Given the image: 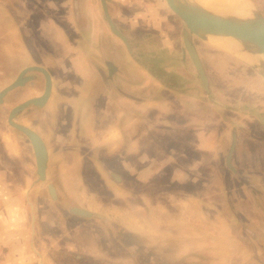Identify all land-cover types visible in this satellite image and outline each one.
<instances>
[{
    "label": "crops",
    "instance_id": "0c3cea01",
    "mask_svg": "<svg viewBox=\"0 0 264 264\" xmlns=\"http://www.w3.org/2000/svg\"><path fill=\"white\" fill-rule=\"evenodd\" d=\"M32 1L36 3V0ZM48 2L52 3L53 8L62 7L63 11L60 14L47 9L46 15L54 12L66 23L73 18L79 25H86V22L80 20L79 8L84 6L82 0ZM107 8L114 23L128 38L129 48L110 31L117 38L114 39V44L111 43L108 33L102 30L103 37L96 35L95 40L99 44L93 50L100 56L98 67L88 58L89 54L83 51H79V65L73 64L69 68L61 64L59 68L53 67L52 63L50 71L39 63L50 75L51 90L44 105L39 106L36 130L47 150L45 179L54 187L55 195L58 194L59 184L66 187L70 184L87 183L84 189L81 188L82 191H78V195L82 201L90 202V206L80 202L71 206L69 212L83 219L91 218L95 213L103 223L115 224L116 228H122L128 236L142 237V244L135 241L125 243L118 236L115 237L116 247L126 250V258L122 262L138 264L141 250L148 252L155 249L161 252L167 249L168 233L177 241L180 236L177 233L182 230L180 224L183 215L198 216L201 212L213 214L212 210L199 208L200 197L197 194L182 191L183 184L198 182V178L192 176L196 169L221 167L226 161L230 172L234 173L236 168H242L244 178L258 176L261 184L264 178V145L261 144L259 150L252 152L251 146L245 144L243 150L250 152V160L241 164L238 162L239 166L236 167L233 156L240 151L241 143L238 139L243 137L241 130H246L245 116L238 114L235 117L238 124L233 125L232 131L230 117L221 113L223 104L209 98L212 94L210 79L199 51L189 37L190 33L179 17L168 9L164 0L146 4L144 10L135 12L136 16L132 18L126 16L116 19L111 6L107 5ZM38 11L37 5V15ZM37 17L39 21L40 16ZM2 20L6 23L9 37L14 35L16 29L11 27L12 22L5 20L0 12V21ZM52 26V31L61 36L57 40L63 41L60 27L57 28L53 23ZM185 32L206 76L204 85L197 73L204 92L199 91L197 76L191 71L193 62L184 45ZM91 34L93 38L94 35L92 32ZM108 44L113 47H107ZM184 47L189 57L185 54ZM221 54L227 56L225 53ZM4 56L12 55L6 51ZM59 71L63 75L66 73L67 77L60 79L55 76L54 73ZM74 72H78L81 78L79 82L71 78V73ZM43 125L46 130L41 131L38 126ZM249 139L244 137V140L254 145L262 142L253 136ZM226 146L228 148L224 155ZM82 152L93 154L78 159L77 153ZM8 157L17 167L13 156L10 154ZM51 160L57 172L56 179L48 170ZM5 166L11 167L10 164ZM86 166L102 169L96 177L100 189L87 186L83 171ZM112 167L123 168L126 176L137 171L134 169L142 170L137 171L130 185L119 174L108 173L107 169ZM106 173L115 176L114 185L111 186L107 181ZM171 183L179 184L180 189L170 190L167 186ZM69 197L73 199L75 195L69 194ZM187 200L194 207H184V201ZM72 207L85 209L90 215L74 214L70 211ZM31 234L32 246L33 239L36 238L33 226ZM215 241L216 239L211 245L207 243L211 254L218 258L214 264H228V251L219 253L217 248L222 246L226 249L230 241ZM99 245L100 243L95 245V253L86 251L87 254L83 255L89 260H100L102 264H121L114 262L111 257L109 261L96 256L106 249L104 244H101L102 247ZM173 246L175 251L184 248ZM188 248L189 246L186 247ZM192 250L197 251L194 248ZM79 254L75 257H81L82 254ZM162 256L163 254H159V260L148 261L160 264L164 262ZM42 262L40 259L39 264Z\"/></svg>",
    "mask_w": 264,
    "mask_h": 264
},
{
    "label": "rangeland",
    "instance_id": "374dc122",
    "mask_svg": "<svg viewBox=\"0 0 264 264\" xmlns=\"http://www.w3.org/2000/svg\"><path fill=\"white\" fill-rule=\"evenodd\" d=\"M48 1L51 0H36L40 18L38 21L37 17V40L33 41V45L37 47L38 62L48 67L50 71H52V63H54L53 67L59 68L61 64V66L69 68L73 64L79 65V51H83L89 54L88 58L92 59V62L96 63L98 67L100 56L93 51L94 48H98L99 44L95 40L96 35L103 37V30L108 33L111 43L114 44V39H117L107 26L100 1L82 0L81 2L84 6L79 8L81 10L80 20L83 23L86 22V30H84L83 24L79 25L73 18L67 20L68 23L59 19L54 12L61 14L62 7L53 8L52 3ZM153 1L108 0L107 5L111 6L116 19L126 16L132 18L136 16L135 12H141L146 4ZM251 2L264 16V0H251ZM47 9L54 12L50 13V16L46 15ZM71 12L73 13V8H71ZM41 20L43 22H40ZM52 23L57 28L60 27L63 41L57 40L61 36L52 31L54 27ZM11 27L16 29V33L12 35L13 37L10 36L11 40H9L12 41L10 47H13L15 51L16 48L22 46L17 34V26L12 23ZM91 32L94 35L93 38ZM14 36L16 37L14 38ZM189 37L198 49L210 79V93L212 94L209 95V98L223 104V108L220 110L225 116L230 117L232 131L233 127L238 124L235 117L238 114L245 116L246 127H244L247 131L239 129L241 130L240 134L243 135L238 139L241 143L239 147H241L240 151L233 156L234 163L238 167L251 156L249 151L243 150L245 144L251 146L252 152L258 149L261 144L264 145V127L253 113L255 110L264 116V76L252 69L231 49L213 45L210 42V36L203 40L190 33ZM109 46L113 47L111 44H108L107 47ZM184 51L187 54L185 47ZM66 53L67 55H65ZM221 53H225L227 56H223ZM22 57L26 60L30 59L25 50H23ZM191 71L197 76L193 63H191ZM54 74L60 79L63 76L67 77L66 73L63 75L60 71ZM71 78L76 82L81 79L78 72L71 73ZM196 78L199 91H203L199 77ZM42 85L40 75V93ZM1 123L5 124L3 120ZM38 127L41 131L46 130L44 125ZM5 128L7 130V126ZM246 136L247 139L253 136L262 142H258L257 145L251 144L244 140ZM227 143L229 144V141ZM5 144V154L7 156L11 154L18 165L17 167L5 166L7 163L2 161L7 158L0 157V264H39L40 259L43 260L42 264H102L100 260H89L86 255H83L87 254L86 251L95 253L97 243H100L99 246L104 244L106 249L102 254L99 253L96 256L109 261H111V257L114 262L118 261L122 264L126 258V250L116 247L115 237L118 236L125 243L135 241L142 244L144 242L142 237L128 236L122 228H116L115 224L103 223L104 221L99 220L95 213L91 218L85 219L71 214L69 208L80 204V202L90 206V202L82 201L78 195V191H82L81 188L84 189L87 183L70 184L66 187L59 184L58 194L55 199H52L47 190L49 180H36L33 154L29 152L28 157H25L27 153L19 152L15 143L5 142ZM227 148L228 146L225 148L224 155ZM91 154L93 153H77V157L84 159L85 156ZM10 159L8 158V160ZM251 163H253L252 160ZM50 164L48 169L50 175H57L52 160ZM101 170L97 167H84L87 186L101 188L96 181ZM137 171L126 176L125 170L121 167L107 169L108 173L119 174L121 179L123 178L124 182L128 181L130 185ZM242 171V168H236L234 173L230 172L226 167V161L222 163L221 167L196 169L192 176L197 177L198 182L183 184L182 191L197 194L200 197L199 208L207 209V211L212 210L213 214L200 211L198 216L183 215V221L180 224L182 230L177 233L180 235L177 237V241L172 239L173 236L168 233L167 249L161 252L155 249H150L148 252L141 250L140 257L138 255V264H155L149 261L150 259L159 260V254H163L162 260L164 261L160 264H208L211 261L213 262L211 264H214L218 258L211 254L207 243L211 245L215 239V242L218 239L230 241L226 245V249L222 246L217 248L219 253L228 251L230 259L228 264H264V178L263 183L260 184L258 182L261 180L260 177L250 175L246 179L242 176L245 173ZM108 173H106V179L112 186L115 176ZM167 187L172 191L176 188L180 189L179 184L174 183L168 184ZM69 194L75 195V197L69 199ZM188 201H184L186 205L184 207H194V204ZM105 218L109 219L108 216ZM32 226L36 229V238L33 239L31 246ZM173 245L184 248L175 251ZM187 246H189L188 249H186ZM193 248L197 251L192 250ZM78 253L82 255L79 254L81 257L76 258L75 255ZM150 256L152 257L150 258Z\"/></svg>",
    "mask_w": 264,
    "mask_h": 264
},
{
    "label": "water",
    "instance_id": "95a60500",
    "mask_svg": "<svg viewBox=\"0 0 264 264\" xmlns=\"http://www.w3.org/2000/svg\"><path fill=\"white\" fill-rule=\"evenodd\" d=\"M168 9L174 13L187 27V31L200 39L206 40L211 35L227 37L230 45H233L234 51L238 54L252 69L264 76V16L260 10L255 7L251 0H246L247 14L239 15L228 11H216L203 6L197 0H164ZM103 16L110 31L120 38L129 48L128 38L119 30L112 20L108 8L107 0H100ZM184 45L194 64V67L204 85H206V76L196 50L187 36L184 35ZM38 70L44 76L45 84L41 95L32 100L26 101L21 105L15 106L8 117V123L14 128L23 132L31 142L37 180H44L45 168L47 162V150L42 138L28 127L14 123L11 118L13 114L31 101L43 106L50 95L51 79L49 73L43 67ZM20 84V77L13 83L0 91V102L3 95ZM260 123L264 127V117L257 111H253ZM48 192L52 199L55 198V190L52 184L47 185ZM70 211L80 216H89L90 212L78 207H72Z\"/></svg>",
    "mask_w": 264,
    "mask_h": 264
},
{
    "label": "flooded vegetation",
    "instance_id": "af4514ba",
    "mask_svg": "<svg viewBox=\"0 0 264 264\" xmlns=\"http://www.w3.org/2000/svg\"><path fill=\"white\" fill-rule=\"evenodd\" d=\"M0 12L5 20H9L17 26V34L21 43L20 48H8L12 43L6 23L0 21V91L13 83L20 77V84L7 91L0 102V157L7 158L4 161L11 166L15 162L8 160L5 154V142L15 143L19 152L33 154V148L28 137L20 130L8 123L11 110L26 101L37 98L40 95V75L42 80V91L44 89V76L38 70L39 62L36 45L33 41L37 40V5L34 1H14L0 0ZM29 32V33H26ZM30 41V42H29ZM23 50L30 56L29 60L22 57ZM6 51L10 52L9 57H5ZM260 113V112H259ZM261 114V113H260ZM39 118V105L30 102L25 107L15 112L11 118L14 123L28 127L36 132ZM2 120L5 124L2 125ZM7 126V130H5ZM5 128V129H4ZM35 164V158H34Z\"/></svg>",
    "mask_w": 264,
    "mask_h": 264
},
{
    "label": "bare ground",
    "instance_id": "6f19581e",
    "mask_svg": "<svg viewBox=\"0 0 264 264\" xmlns=\"http://www.w3.org/2000/svg\"><path fill=\"white\" fill-rule=\"evenodd\" d=\"M203 6L209 7L216 11H228L231 13L245 15L247 14V3L245 0H197ZM215 2V3H212ZM218 3L217 5H214ZM220 3V4H219ZM212 4V5H210ZM210 42L215 46H225L231 50L234 49L233 45H230L227 37L219 35H211Z\"/></svg>",
    "mask_w": 264,
    "mask_h": 264
},
{
    "label": "trees",
    "instance_id": "16d2710c",
    "mask_svg": "<svg viewBox=\"0 0 264 264\" xmlns=\"http://www.w3.org/2000/svg\"><path fill=\"white\" fill-rule=\"evenodd\" d=\"M79 258V257H78Z\"/></svg>",
    "mask_w": 264,
    "mask_h": 264
}]
</instances>
